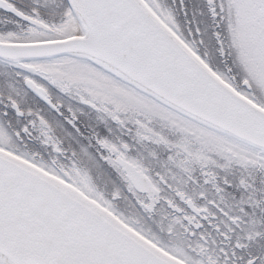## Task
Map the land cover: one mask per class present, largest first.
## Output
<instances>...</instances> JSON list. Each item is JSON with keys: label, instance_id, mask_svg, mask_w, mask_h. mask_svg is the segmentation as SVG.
I'll list each match as a JSON object with an SVG mask.
<instances>
[{"label": "snow or ice", "instance_id": "snow-or-ice-1", "mask_svg": "<svg viewBox=\"0 0 264 264\" xmlns=\"http://www.w3.org/2000/svg\"><path fill=\"white\" fill-rule=\"evenodd\" d=\"M0 264H264V0H0Z\"/></svg>", "mask_w": 264, "mask_h": 264}]
</instances>
